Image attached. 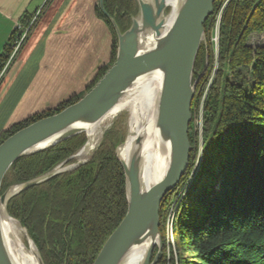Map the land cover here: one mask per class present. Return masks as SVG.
<instances>
[{"label": "trees", "instance_id": "trees-1", "mask_svg": "<svg viewBox=\"0 0 264 264\" xmlns=\"http://www.w3.org/2000/svg\"><path fill=\"white\" fill-rule=\"evenodd\" d=\"M104 9L125 32L138 13V4L136 0H104ZM217 14L219 67L204 103L201 162L192 178L198 140L190 127V167L179 187L165 197L161 216L164 208L180 201L174 229L176 264H264V44H250L254 34L264 35V0H217L205 29ZM97 16L116 39L100 8ZM14 39L15 33L0 54V73ZM116 57L117 41L113 63ZM206 63L212 66L213 57L201 47L194 76L202 74ZM106 72H98L89 90ZM78 101L74 97L54 112L36 114L10 127L0 135V145ZM121 142V135L109 132L85 166L32 187L9 202V215L27 229L44 264H94L124 220L128 210L125 175L115 155ZM85 143V136L78 135L19 159L6 174L1 193L52 171ZM160 264L175 262L164 258Z\"/></svg>", "mask_w": 264, "mask_h": 264}, {"label": "water", "instance_id": "water-1", "mask_svg": "<svg viewBox=\"0 0 264 264\" xmlns=\"http://www.w3.org/2000/svg\"><path fill=\"white\" fill-rule=\"evenodd\" d=\"M137 1L142 26L140 28L139 23L134 19L130 29L122 34L115 20L106 13L104 0H100V9L118 33L119 44L115 64L97 85L74 105L16 132L0 145V205L13 219L7 210V205L12 198L62 173L72 172L86 164L77 163L64 167L69 161L75 159L79 152L77 156L70 158L45 175L19 184L1 195L3 180L16 161L84 134L83 130L71 129L76 124L92 126L109 114L119 103L134 78L155 69L162 72L163 86L158 110V126L162 128L164 138H167L170 143L169 170L161 182L143 192L133 167L131 166L130 171L127 172L118 157V149L116 150V158L122 165L125 175L128 210L124 220L110 236L94 264H121L131 247L143 242L148 236L157 238L158 242L156 240L152 242L143 264L158 263L162 249L161 206L167 194L178 188L190 167L192 154L190 125L193 118L192 104L198 83V80L193 81L195 62L205 39V24L214 14V5L217 0H186L164 42L158 48L144 53H141L139 49V34L145 30L153 32L154 36L159 39L162 23L157 24V20L164 11V6L159 5L155 11L151 5ZM207 68L208 63L205 65L203 74ZM197 169L198 167L192 172V176ZM12 191L15 192L12 194ZM15 221L21 225L29 240L34 244L23 224ZM156 247L159 248V252L152 261ZM40 259L44 264L41 255ZM0 264H10L1 239Z\"/></svg>", "mask_w": 264, "mask_h": 264}, {"label": "crops", "instance_id": "crops-1", "mask_svg": "<svg viewBox=\"0 0 264 264\" xmlns=\"http://www.w3.org/2000/svg\"><path fill=\"white\" fill-rule=\"evenodd\" d=\"M96 1L0 0V54L18 26L43 11L0 79V135L85 91L109 49L94 15Z\"/></svg>", "mask_w": 264, "mask_h": 264}, {"label": "bare ground", "instance_id": "bare-ground-1", "mask_svg": "<svg viewBox=\"0 0 264 264\" xmlns=\"http://www.w3.org/2000/svg\"><path fill=\"white\" fill-rule=\"evenodd\" d=\"M156 11L159 5L164 11L157 20L162 23L159 39L154 33L142 30L139 34L141 53L158 48L171 32L179 12L186 0H140ZM137 22L141 28L142 18ZM163 86V74L158 69L134 78L115 108L92 126L76 124L71 130H83L87 142L77 158L85 163L97 150L104 134L113 120L123 113L128 115V133L125 143L118 148V157L127 172L131 166L137 175L140 188L146 192L166 176L171 164V149L163 130L158 126V110ZM15 191H12V194ZM0 239L10 264H42L40 254L29 240L25 230L11 219L0 205ZM157 238L148 236L143 242L134 244L121 264H143L149 248Z\"/></svg>", "mask_w": 264, "mask_h": 264}, {"label": "rangeland", "instance_id": "rangeland-1", "mask_svg": "<svg viewBox=\"0 0 264 264\" xmlns=\"http://www.w3.org/2000/svg\"><path fill=\"white\" fill-rule=\"evenodd\" d=\"M136 2L138 4L137 0H136ZM98 8H100V0L96 1L95 8H94V15H95L96 19L102 24L101 25L102 26V31L103 30L106 31L107 38H108V47H109V49L105 50L106 51L105 52V58L103 59L100 67L96 70V72L93 74L92 78L87 83V85L85 87V91L83 93L78 94V95L71 96L69 99H67L64 102H67V101L71 100L74 97H77L79 100H81L86 94H88L93 89L92 88L91 90H89V86L95 80L98 72H100V70H103V69H107V72H108V70L115 64V62L117 60V57H116L115 62L114 63L112 62V48H113V45H114L115 41H117V54H118V44H119L118 33L116 32L114 26L112 25L114 30H115V33H116V39H115V34L112 32L110 27L106 23H104V21H102L97 16V9ZM42 14H43V11H41L39 14H37L32 19H30V20L26 19L25 22L23 21L20 24V26H19L22 29V32L19 31L18 28L15 30V39L11 43V52L10 53H12L13 50H16V49H14L13 46L16 44L17 38H18V36L20 34L24 36V42L20 46V48L18 49V52L15 55V58L12 60V63L18 58L19 54L22 52V50L25 47L26 43L28 42L29 38L33 34L35 28L39 24V21H40V18L42 16ZM138 15H139V5H138V13L131 17V23H130V26H129L128 29H130V27L132 26L133 20L137 19ZM219 24H220V16L218 14L214 15V17L210 21L209 26L207 27V29H205V39H204V41L202 42V45H201V47H204L205 49H207L208 53L211 52V57H213L214 63H213L212 66H211L210 63H208V68H207V70H206V72L204 74L202 72V74H200L198 77H196V76L193 77V81L198 80V83H197V86H196L195 98H194L193 104H192V115H193V118H192V123H191L190 127L192 128L194 136L198 140V142H197L198 146H197V153H196V161H195V164L193 166L194 168L191 170V177H192V172L195 171L197 167H199V164L201 162L202 151H203V149H202L203 148V146H202L203 141L202 140H203V128H204V116H203V114H204V103H205V98L207 96L209 88L211 87V84L213 83V80H214V78H215V76H216V74L218 72V67H219V55H218ZM121 33L123 34L124 32H121ZM250 44L252 46H258V45L264 44V35L254 34L251 37ZM9 68H8V70H9ZM209 69H210V72H208ZM207 73L210 74V75L205 77V75H207ZM201 82H202V84H201ZM59 106L60 105H58L53 110H49V111L54 112V111H56L58 109ZM128 125H129L128 115L126 113H123V114H121L120 116L116 117L113 120V122L111 123V125L108 127V129L106 130V132L104 134V137H105L106 134H108L109 132L115 130L119 135L122 136V142L118 145L116 150L123 143H125V141H126L127 133H128ZM81 135L85 136L86 142H87V134L84 133V134H81ZM104 137H103V139H104ZM103 139H102V141H103ZM102 141H101V143H102ZM80 151L81 150H79L74 156H77V154ZM95 152H94V154H95ZM192 152H193V147H192ZM115 153H116V151H115ZM94 154L85 162L86 164L92 159ZM78 162H79V159L76 157L71 162H68L67 164H65L64 167L70 166V165H73V164H77ZM86 164H84L83 166H85ZM74 171H72V172H74ZM72 172H66V173H72ZM62 174H65V173H62ZM62 174H60V175H62ZM190 180H191V178H189L185 182V184L183 186V191L186 192L187 189L189 188V185H190L189 181ZM16 186H19V185H13V186L9 187L5 192H7L10 189H13ZM4 193H1V195H3ZM185 194L186 193H183L181 197H184ZM177 201H179V200H177ZM177 201L174 204L171 203L170 206H167L166 208H164V213H163L162 216H161V213H160V223H161L160 224V235H161V244H162L161 248L162 249L160 250V256H159L157 264H160L162 259H164V258L168 262H170V263L171 262L172 263L175 262V264H176V256H177L176 255L177 254V243L176 242H177V240H176V236H175V233H174V229H175V221H176V211H177V207H178ZM7 210H8V205H7ZM158 252H159V248L156 247L154 252H153L152 261H154V259H155L156 255L158 254Z\"/></svg>", "mask_w": 264, "mask_h": 264}, {"label": "built area", "instance_id": "built-area-1", "mask_svg": "<svg viewBox=\"0 0 264 264\" xmlns=\"http://www.w3.org/2000/svg\"><path fill=\"white\" fill-rule=\"evenodd\" d=\"M18 29H19V31L22 32V29H21L19 26H18ZM23 42H24V36L20 34V35L18 36V38H17V42H16V44L13 46L14 49H16V50H13V52L10 54V56H9V60H8L7 63L5 64L3 71L0 73V79L2 78V76L4 75V73L6 72V70H7L8 67L10 66V64L12 63V60L15 58V55L17 54L18 49H19L20 46L23 44Z\"/></svg>", "mask_w": 264, "mask_h": 264}]
</instances>
